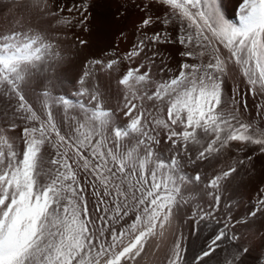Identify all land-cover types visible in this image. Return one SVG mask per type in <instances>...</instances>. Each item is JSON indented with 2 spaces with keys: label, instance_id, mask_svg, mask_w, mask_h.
<instances>
[{
  "label": "snow or ice",
  "instance_id": "6c2138e0",
  "mask_svg": "<svg viewBox=\"0 0 264 264\" xmlns=\"http://www.w3.org/2000/svg\"><path fill=\"white\" fill-rule=\"evenodd\" d=\"M28 7L56 25L71 26L76 15L84 25L90 15L89 0L51 11L47 0H29ZM148 10L139 27L159 22L163 29L144 32L127 53L129 62L139 61L86 64L75 101L44 86L64 62L58 41L23 28L0 30V264H143L162 251L161 264H186L180 243L162 248L186 196L196 195L182 192L185 183L202 185L201 198H211L193 217L220 225L193 264H210L226 241L240 239L238 225L264 215V188L245 216L234 218L230 207L223 213L221 181L236 166L207 180L185 171L234 145L251 150L237 164L264 155V0H238L234 19L224 0H155ZM159 44L181 46L177 74L164 81L150 66ZM101 72L121 93L119 116L91 85ZM21 124L19 136L11 135ZM233 247L223 264H244L249 248ZM258 260L264 264V256Z\"/></svg>",
  "mask_w": 264,
  "mask_h": 264
},
{
  "label": "rangeland",
  "instance_id": "374dc122",
  "mask_svg": "<svg viewBox=\"0 0 264 264\" xmlns=\"http://www.w3.org/2000/svg\"><path fill=\"white\" fill-rule=\"evenodd\" d=\"M71 3H73V0H47L46 11H51L58 5L63 6ZM89 3L90 15L86 23L84 25L77 24L76 21L81 17L76 15L72 25L69 26L50 23L54 18L28 7L29 0H0V16L2 15L0 17V30L13 27L23 28L33 32L47 33L53 37L54 41L59 42V46L65 53L64 62L49 73L53 79L50 81L45 80L44 86L49 87L50 91L71 97L74 101L80 99L76 94V89L80 85L76 81L82 74L86 64L96 59L106 61L109 58H114L133 66L139 61V58L129 62L127 53L132 50L139 40L143 39V33L152 34L154 31L163 29V25L159 22L148 29L139 27L143 20L151 14L148 9L149 6H154L155 0H89ZM237 3L238 0H224L230 19H234L232 14ZM15 4L18 9L14 7ZM9 5L13 6V9ZM22 5L25 6L22 7ZM20 8L23 10H20ZM15 9L19 13H16ZM12 12L13 14H11ZM7 13L11 15H7ZM59 15H66V13H58L57 16ZM168 30H172L171 25L168 26ZM172 34L174 36L176 33L173 31ZM82 40L87 43L82 45L80 43ZM180 50L181 46L178 44H159L155 46V51L159 55L156 56L155 65H150L155 80L164 81L177 74L178 63L181 60ZM117 71H119V64L117 65ZM227 83L226 93L230 97L235 85L232 79H229ZM91 85L93 89L98 87L103 94L104 106L113 109L116 115L119 116V106L123 104V99L117 89L115 79L109 78L103 72L96 73L91 79ZM39 86L40 81L37 80L33 87L38 88ZM135 87H139V85H134ZM239 87L243 91V85L241 84ZM151 90H154V88ZM136 102H139L138 97ZM248 103L250 107L253 105L251 97L248 98ZM144 106L150 108L151 102H145ZM4 108L5 103L0 102V112H3ZM4 122L0 119V124ZM22 127L23 124H21V128L10 134L18 137ZM17 143L22 146L21 140L17 139ZM165 147L163 144L157 145L156 150L160 151ZM250 153V149L237 152L234 145L231 149L224 150L222 154L214 159L187 164L185 171L188 176H194L196 172H199L202 179L207 180L231 166H236L237 172L233 173L227 180L221 181L220 206L223 213H227L230 207L231 215L234 218L245 216L248 209L256 203L257 189L264 188V155L255 154L251 160H245L243 165L237 164L238 159H243ZM168 155L169 153L165 151L164 156L167 157ZM201 188L202 185L192 183H185L181 186L183 193L196 194L191 197L186 196L188 202L180 207L175 216L177 226L171 243L176 241L181 244L185 258V248L196 235L202 223L209 221L217 223L214 219L210 220L207 217L203 220L193 217L197 208L201 206L207 208L211 200L210 197L201 198ZM220 214L217 213V215ZM234 231L240 237L238 240L239 245L249 248V253L246 255L249 263L259 264L258 257L264 256V215L258 214L255 218H249L248 224L238 225ZM162 260L163 258H161L159 264Z\"/></svg>",
  "mask_w": 264,
  "mask_h": 264
},
{
  "label": "bare ground",
  "instance_id": "6f19581e",
  "mask_svg": "<svg viewBox=\"0 0 264 264\" xmlns=\"http://www.w3.org/2000/svg\"><path fill=\"white\" fill-rule=\"evenodd\" d=\"M16 4H18V3H16ZM16 4L14 5V7H16ZM24 6L22 5V7H24ZM9 7L12 8L13 6L11 7L9 5ZM16 8L18 9V7H16ZM21 9L22 8H20V10ZM15 10H13V11L15 12ZM16 11H17L16 13H19L18 10H16ZM8 12H11V11L9 10ZM8 14L9 13H7V15ZM11 14H13V12ZM11 14H9V15H11ZM4 15H5V13H4ZM176 226H177V220L175 217V219L173 221L172 229H171L172 235H169L166 238L164 245H162V248H165L167 245L171 244L173 235L175 233ZM219 227H220V225L218 223H215L212 221L202 223V225L199 227V230L197 231L196 235L190 240L189 244H187V246L185 248L186 249L185 250L186 251L185 252L186 253V258H185L186 264H193L194 259L199 254H201V252L204 250V248L206 247V245L208 244V242L213 237L214 233L216 232V230ZM234 244H239V242L238 241H226L225 244L222 246L224 250L218 251V253L215 255V257L210 261V264H218V262H219V264H223L225 258L228 256L229 252H233V253L235 252V248L233 247ZM161 258H163V251L158 256L146 257L145 260L143 261V264H159ZM251 263H252V261H251ZM244 264H250L247 256L244 257Z\"/></svg>",
  "mask_w": 264,
  "mask_h": 264
}]
</instances>
